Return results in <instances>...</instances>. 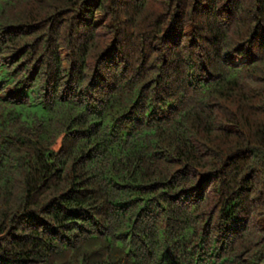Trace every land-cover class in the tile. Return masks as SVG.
I'll list each match as a JSON object with an SVG mask.
<instances>
[{
    "label": "trees",
    "instance_id": "obj_1",
    "mask_svg": "<svg viewBox=\"0 0 264 264\" xmlns=\"http://www.w3.org/2000/svg\"><path fill=\"white\" fill-rule=\"evenodd\" d=\"M0 264H264V0H0Z\"/></svg>",
    "mask_w": 264,
    "mask_h": 264
}]
</instances>
